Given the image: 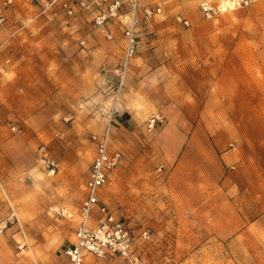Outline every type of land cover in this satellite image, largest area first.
I'll return each mask as SVG.
<instances>
[{
    "label": "rangeland",
    "instance_id": "obj_1",
    "mask_svg": "<svg viewBox=\"0 0 264 264\" xmlns=\"http://www.w3.org/2000/svg\"><path fill=\"white\" fill-rule=\"evenodd\" d=\"M10 1L0 25V264H67L91 139L110 115L122 157L100 200L149 232L147 264H264V0L210 20L199 0H143L161 13L140 22L117 97L118 21L108 41L86 19L66 26L34 0ZM154 115L162 123L149 130Z\"/></svg>",
    "mask_w": 264,
    "mask_h": 264
},
{
    "label": "built area",
    "instance_id": "obj_2",
    "mask_svg": "<svg viewBox=\"0 0 264 264\" xmlns=\"http://www.w3.org/2000/svg\"><path fill=\"white\" fill-rule=\"evenodd\" d=\"M255 1L233 0L232 4L233 8H241ZM142 2L143 0H34V5L47 19H62L66 26H73L79 20L86 19L88 25L108 41L113 40L111 23L118 21L121 24L122 57L111 71L116 79L113 91L117 97L137 53L140 22L148 24L161 13V8H152ZM223 2L224 0H220L216 4L213 0H199L198 10L203 19L210 20L227 9ZM10 3V0H6L0 4V25L5 20L4 9ZM176 21L185 28L189 27V21L185 18L178 16ZM85 42L86 38L82 37L80 44L84 45ZM113 122L110 115L102 132L93 135L91 139L94 144L93 159L84 184V197L77 215L73 243L64 252L67 264H85L88 257H117L121 259V264H147L140 253V246L149 240V232L126 225L100 200L101 190L107 185L109 174L120 165L122 157L120 151L111 149ZM160 123L162 117L154 115L148 121L149 130ZM67 217L72 218V215Z\"/></svg>",
    "mask_w": 264,
    "mask_h": 264
},
{
    "label": "bare ground",
    "instance_id": "obj_3",
    "mask_svg": "<svg viewBox=\"0 0 264 264\" xmlns=\"http://www.w3.org/2000/svg\"><path fill=\"white\" fill-rule=\"evenodd\" d=\"M224 5H226L227 7H229V8H232L233 7V4H232V2L230 1V0H227V1H225L224 0ZM227 10V9H226Z\"/></svg>",
    "mask_w": 264,
    "mask_h": 264
},
{
    "label": "crops",
    "instance_id": "obj_4",
    "mask_svg": "<svg viewBox=\"0 0 264 264\" xmlns=\"http://www.w3.org/2000/svg\"><path fill=\"white\" fill-rule=\"evenodd\" d=\"M90 166V165H89ZM89 168V167H88Z\"/></svg>",
    "mask_w": 264,
    "mask_h": 264
}]
</instances>
